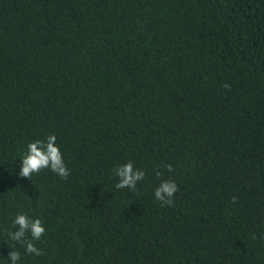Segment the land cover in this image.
<instances>
[{"label": "trees", "instance_id": "trees-1", "mask_svg": "<svg viewBox=\"0 0 264 264\" xmlns=\"http://www.w3.org/2000/svg\"><path fill=\"white\" fill-rule=\"evenodd\" d=\"M52 134L68 178H20ZM129 161L135 192L115 188ZM165 179L171 207L154 198ZM18 213L42 221L43 255L7 237ZM11 249L264 264V0H0V264Z\"/></svg>", "mask_w": 264, "mask_h": 264}, {"label": "clouds", "instance_id": "clouds-1", "mask_svg": "<svg viewBox=\"0 0 264 264\" xmlns=\"http://www.w3.org/2000/svg\"><path fill=\"white\" fill-rule=\"evenodd\" d=\"M224 87H229L225 84ZM56 136L54 134L47 136L45 140H35L27 145V151L21 159L19 177L30 180L33 175H38L42 170L48 169L62 180H66L70 175V170L64 163L62 153L56 144ZM168 172H172L173 168L170 164L164 165ZM118 183L115 188L118 190L128 189L135 192L137 185L145 178L142 170L134 168L131 161L120 165L113 169ZM156 176L159 178L162 173L157 170ZM178 191L177 184L174 180H161L154 191V198L161 206L173 205L174 194ZM232 202H236V198H232ZM12 229L7 230V237L14 243L20 244L24 248L26 255H35L37 257L43 255V252L36 247L33 241H40L45 234V228L40 219H32L28 215L18 213L12 221ZM255 238V237H253ZM10 264H19L21 261V253L18 250L11 249L8 258Z\"/></svg>", "mask_w": 264, "mask_h": 264}]
</instances>
